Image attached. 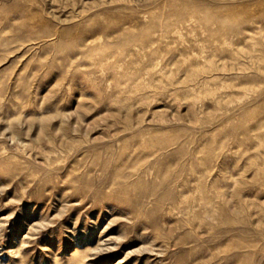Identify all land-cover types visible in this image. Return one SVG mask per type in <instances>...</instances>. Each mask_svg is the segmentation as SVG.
Returning a JSON list of instances; mask_svg holds the SVG:
<instances>
[{
	"label": "rangeland",
	"instance_id": "obj_1",
	"mask_svg": "<svg viewBox=\"0 0 264 264\" xmlns=\"http://www.w3.org/2000/svg\"><path fill=\"white\" fill-rule=\"evenodd\" d=\"M0 264H264V0H0Z\"/></svg>",
	"mask_w": 264,
	"mask_h": 264
}]
</instances>
